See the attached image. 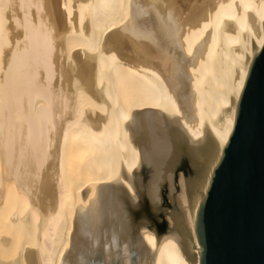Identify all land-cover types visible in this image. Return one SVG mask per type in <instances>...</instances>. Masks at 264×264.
I'll return each mask as SVG.
<instances>
[{
	"label": "bare ground",
	"instance_id": "obj_1",
	"mask_svg": "<svg viewBox=\"0 0 264 264\" xmlns=\"http://www.w3.org/2000/svg\"><path fill=\"white\" fill-rule=\"evenodd\" d=\"M263 43L264 0H0V264H199Z\"/></svg>",
	"mask_w": 264,
	"mask_h": 264
},
{
	"label": "water",
	"instance_id": "obj_2",
	"mask_svg": "<svg viewBox=\"0 0 264 264\" xmlns=\"http://www.w3.org/2000/svg\"><path fill=\"white\" fill-rule=\"evenodd\" d=\"M194 234L199 264H264V43L198 203Z\"/></svg>",
	"mask_w": 264,
	"mask_h": 264
},
{
	"label": "rangeland",
	"instance_id": "obj_3",
	"mask_svg": "<svg viewBox=\"0 0 264 264\" xmlns=\"http://www.w3.org/2000/svg\"><path fill=\"white\" fill-rule=\"evenodd\" d=\"M164 203H165L166 206L169 205V201L166 198H164ZM168 208H170V207L168 206Z\"/></svg>",
	"mask_w": 264,
	"mask_h": 264
}]
</instances>
